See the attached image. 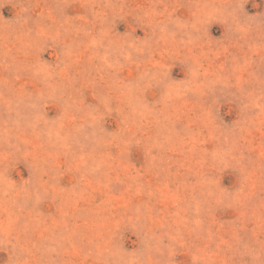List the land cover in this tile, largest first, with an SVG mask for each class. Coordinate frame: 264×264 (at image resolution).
Masks as SVG:
<instances>
[{"label":"rangeland","instance_id":"rangeland-1","mask_svg":"<svg viewBox=\"0 0 264 264\" xmlns=\"http://www.w3.org/2000/svg\"><path fill=\"white\" fill-rule=\"evenodd\" d=\"M0 264H264V0H0Z\"/></svg>","mask_w":264,"mask_h":264}]
</instances>
